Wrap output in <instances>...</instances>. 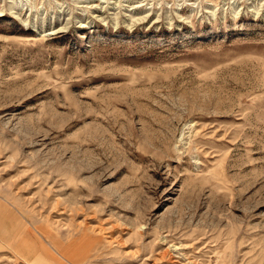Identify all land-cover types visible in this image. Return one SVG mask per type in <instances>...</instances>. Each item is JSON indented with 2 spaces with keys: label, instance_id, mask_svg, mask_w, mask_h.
<instances>
[{
  "label": "rangeland",
  "instance_id": "374dc122",
  "mask_svg": "<svg viewBox=\"0 0 264 264\" xmlns=\"http://www.w3.org/2000/svg\"><path fill=\"white\" fill-rule=\"evenodd\" d=\"M0 264H264V0H0Z\"/></svg>",
  "mask_w": 264,
  "mask_h": 264
}]
</instances>
